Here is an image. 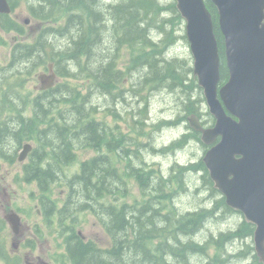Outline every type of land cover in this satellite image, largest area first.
Here are the masks:
<instances>
[{
	"label": "trees",
	"instance_id": "1",
	"mask_svg": "<svg viewBox=\"0 0 264 264\" xmlns=\"http://www.w3.org/2000/svg\"><path fill=\"white\" fill-rule=\"evenodd\" d=\"M8 1L13 13L20 3L26 2L32 18L46 23L32 43H17L11 64L30 63L31 72L38 67L46 68L50 62L57 67L60 77L76 78L87 83L84 94L69 88V85L58 84L49 91L39 92L31 101H26L18 91L25 73L22 78L7 75L0 82V93L5 83L9 88L3 99L4 105L0 106V116L4 109L11 113L0 122V159L13 162L25 143L36 141L38 147L30 153L23 173L25 181L36 182L41 193H48L51 185L59 181L63 168L76 160L77 150L91 148L97 152L93 158L83 161L79 172L69 180L71 198L62 209L57 210L55 204L48 205L46 197L42 201L46 217L57 213L61 223L71 218L75 222L76 214L91 212L99 218L109 238L108 244L101 246L93 240L83 241L73 231L67 241L68 256L73 264H231L234 260L264 264L256 254L252 240L255 226L247 221L234 231L197 241L209 221L220 216L228 218L241 214L227 206L225 198L215 189L202 160L196 164L172 167L173 173L167 175L169 178L166 175V178L153 175L154 171H147L136 163L140 158L137 138L123 137L121 134L115 136L95 117L96 106L91 104L92 97L100 93L104 96L111 94L125 101V97L130 95L128 97L139 99L137 111L128 117L133 120V131L140 135L144 122L139 121V116L146 115L147 105L140 101L141 90L137 88L152 84L162 87L169 81L172 83L168 86L176 94L181 91L179 94L183 95L185 101L182 103L184 115H178L176 120L167 121L166 124H186L188 115H200L199 107L206 101L193 68L185 60H168L164 55L168 45L176 40L174 30L169 31V26L176 19L182 25L185 24L176 2ZM205 1L214 21L221 59V85H224L229 79L225 39L219 28L216 7L209 0ZM0 31L24 34L25 28L11 15L0 14ZM54 37L66 38V41L69 38V45L65 48L56 46ZM105 38H110L116 45L111 55L100 59L104 54L98 51V47ZM183 39L186 40V37ZM1 44L3 39L0 35ZM123 47L140 49L134 58L135 64L128 69L130 74L132 71L138 73L130 76L129 89L117 88L124 84L129 75V72H123L118 66ZM29 103L33 108L32 117L24 115ZM140 106L145 107L141 109ZM110 112L116 118H121L115 111ZM188 129V141H200V135ZM132 147L134 149L131 150ZM179 147L182 144L174 143L161 151L170 154ZM102 149H106L107 153L102 154ZM125 159L128 162L123 172H120L115 161ZM194 172H203V187L209 192L206 200H210V203L207 207L181 212L173 201L178 197L179 190L186 192L185 178ZM127 176L135 177L143 195L152 197L141 206L106 205L103 200L110 196L114 199V194L120 191V185ZM173 185H177L178 189L172 191ZM196 193L201 194V189H197ZM78 196L80 199L75 201ZM2 226L0 220V228ZM238 242L242 246L233 250L236 252L234 254L229 251L225 258L221 255L211 257L209 254L211 245L224 250L228 246H236Z\"/></svg>",
	"mask_w": 264,
	"mask_h": 264
},
{
	"label": "rangeland",
	"instance_id": "2",
	"mask_svg": "<svg viewBox=\"0 0 264 264\" xmlns=\"http://www.w3.org/2000/svg\"><path fill=\"white\" fill-rule=\"evenodd\" d=\"M160 1L169 4L174 0ZM12 17L18 18L20 24H23L25 33H4L0 31V35L3 39V44L0 45V82H2L3 78L7 75H13V78H15L14 76L22 78V74L25 73V77L21 80L22 87H19L18 91L21 97L26 98V101L27 99L31 101L40 92L39 87L41 83L39 81V75L44 72L48 73V68L38 67L32 69L30 72V63H17L12 65L11 58L17 43H32L46 23L32 18L28 12V5L26 2L20 3L16 11L12 14ZM26 21H29V23L26 24ZM61 22H63V20H61ZM52 25L54 26L55 24L52 23ZM185 27L186 25H182L177 19L174 20L172 26H169V31L174 30L173 36L176 40L175 43H170L168 45L164 51V55L168 60H173L175 58L185 60L193 68V57L190 46L187 40L183 39L186 35ZM58 38L60 39L53 38V42L56 46L65 48L69 45V38H67V41L66 38ZM115 45L116 44H114L110 38H105L103 43L98 47V51L104 54H101L102 57H100V59H105L108 55H111L110 53L113 52ZM139 51L140 49L123 47L118 60L120 70L125 73L129 72L128 69L132 64H135L134 58ZM134 75H138V73L132 71L130 74L129 72V75L126 76L127 80L117 88L129 89L131 83L130 76ZM170 83L172 82L169 81L167 85L162 87L152 84L137 88L141 90L142 100L140 99V101H143L147 105L146 115L139 116V121L144 122V125L141 126L142 131L140 135H137L133 131V120L128 117L129 114L137 111L139 99L128 97L130 95H127L124 101L117 96H112L110 94V96L107 95L104 97V95L100 93L90 100L91 104L96 106V119L102 121L104 126L115 136L121 134L123 137L128 136L133 139L137 138V142L141 149L139 151L141 166L146 168L147 171H154L153 175L164 178L168 177L167 175L170 174L172 167L175 168L177 165L187 166L196 164L200 160L203 161L207 149L198 140L188 141V135H190V133L189 130H187V127H189L187 122L186 124L188 126L184 122L183 124L180 122H178L179 124H166L167 121L176 120L178 115H184L182 113V103L185 101L183 100V95L179 94L181 91H178L177 94L176 92L174 93L173 89L168 86ZM58 84L69 85V88L77 89L83 94L87 91V83L76 78H64L58 75L57 86ZM2 87L0 93V106L4 105L3 99L5 93L9 91L6 83L4 86L2 85ZM126 102L128 104H126ZM140 107L142 109L145 106ZM199 109V116L207 122L206 120L210 118V115L206 104H202ZM110 111H115L117 115H121V118H116ZM9 114L11 113L4 109L0 116V122L5 120ZM24 115L27 117L33 116L31 103L27 105ZM186 134H188L186 138L183 137ZM174 143H179V145L182 144V147H179L170 154H164V152L161 151L164 147L172 146ZM25 144L32 145L33 150L38 147L37 142L34 140ZM132 146L134 147V145ZM133 147L131 150L134 149ZM152 148L154 149V153L152 152ZM21 152L22 148L18 150L13 162L0 159V218L3 219L9 212H13L20 216L22 222L20 237H15L11 228L6 223L0 228V264H28L27 262L29 258H31V255H33V257L41 256L45 262L51 264H73L67 254V241L69 240L70 232L67 233L61 229L62 224L58 222L57 215L52 216L50 219L45 216L42 201L43 197H46L47 201L56 204L58 210L62 209L71 198V191L68 186L69 180L73 175L79 172L81 163L96 156L97 152L91 148L77 150L76 160L69 166L63 168L59 181L51 185L50 191L46 194L40 192L36 182L29 183L25 181L23 166L29 162V158L23 163L19 162L18 155H20ZM101 153L106 154V149H102ZM126 162H128V159L127 161L125 159L121 162L115 161V166L119 168L120 172H123ZM172 173L173 171L171 174ZM185 184L184 187L188 188L186 192H181L179 190L180 193L178 197L173 201L178 210L187 212L209 205L210 200H206L209 192L203 187V172L189 174L185 178ZM120 187L122 189L114 194V199L113 196H110L108 199L103 200L106 205L116 203L118 206L124 204L129 206H141L152 197L150 195H143L138 180L132 176L125 177L124 183L120 185ZM176 189H178L177 185H173L171 190L173 191ZM197 189H201L202 193L197 194ZM79 199L80 196L75 197V201ZM168 206L171 208L169 203ZM243 222L244 216L242 214L229 216L228 218L225 216L215 218L204 226L197 241H201L211 235L219 236L220 233L234 231ZM66 224L68 227L74 229L76 234L80 232L86 240H94L101 246L108 244L109 238L99 218H96L91 212L78 213L76 214L75 222H72L71 218ZM27 241H32L35 247L29 248ZM249 242L250 240L246 243ZM20 243H22V247L16 251ZM15 245H17V248ZM240 246H242V243L238 242V244L232 248L228 246L224 250H220L216 246L211 245L208 251L211 257L221 255L225 258L229 251H231L230 254H234L236 252L233 250L240 248ZM29 251H33V253L30 254L31 252ZM199 260H201L200 257ZM247 263H249L247 260H234L231 264Z\"/></svg>",
	"mask_w": 264,
	"mask_h": 264
},
{
	"label": "water",
	"instance_id": "3",
	"mask_svg": "<svg viewBox=\"0 0 264 264\" xmlns=\"http://www.w3.org/2000/svg\"><path fill=\"white\" fill-rule=\"evenodd\" d=\"M219 14L225 39L228 82L220 86V54L213 17L205 0H175L186 23V37L193 57V71L203 89L215 127L202 129V142L213 144L203 162L215 187L231 208L241 211L256 226L255 251L264 263V0H209ZM8 0H0V14L10 15ZM29 23V21H26ZM54 64L39 75L40 91L57 83ZM32 146L19 156L26 160ZM15 234L20 217L7 216Z\"/></svg>",
	"mask_w": 264,
	"mask_h": 264
},
{
	"label": "flooded vegetation",
	"instance_id": "4",
	"mask_svg": "<svg viewBox=\"0 0 264 264\" xmlns=\"http://www.w3.org/2000/svg\"><path fill=\"white\" fill-rule=\"evenodd\" d=\"M15 19H17L18 20V18H15ZM188 121H190V123H192V122H194V123H196V122H198V125L196 126V127H198L199 125L201 126V128L203 129V128H205V129H212L214 126H215V124H216V120H215V118L214 117H212V116H210V118L208 119V120H206L207 122H205L202 118H199V117H194V121L192 120V119H190V118H188ZM200 123V124H199ZM197 131V130H196ZM198 133H200L201 131H197ZM201 134V133H200ZM220 140V138H218V139H216V141L212 144V147L218 142ZM44 207V206H43ZM44 210V209H43ZM10 213V212H9ZM44 213H45V210H44ZM45 216H46V214H45ZM60 224H62V226H61V229L64 231V232H67V233H71V231H73V229L71 228H69L68 226H67V224L64 222V223H60ZM71 230V231H70ZM15 237H20V231L18 232V234H15ZM6 243V242H5ZM7 244V243H6ZM27 245H28V247L29 248H31V247H35V245L33 244V242L32 241H27ZM14 246V245H13ZM16 246V248H17V245H15ZM20 247H22V243H20V245H19V247L17 248V250L16 251H18L19 250V248ZM29 252H31L30 254H32L33 253V251H29ZM29 258V257H28ZM28 264H51V263H47V262H45L43 259H42V257L41 256H37V257H33V255H31V258H29V260H28V262H27Z\"/></svg>",
	"mask_w": 264,
	"mask_h": 264
},
{
	"label": "bare ground",
	"instance_id": "5",
	"mask_svg": "<svg viewBox=\"0 0 264 264\" xmlns=\"http://www.w3.org/2000/svg\"><path fill=\"white\" fill-rule=\"evenodd\" d=\"M176 32H177V31H176ZM154 38H155V37H154ZM156 38H158V37H156ZM181 38H182V37H181ZM58 43H59V42H58ZM170 47H171V46H170ZM166 53H167V52H166ZM135 83H136V82H135ZM109 96H110V95H109ZM104 97H105V96H104ZM122 99H123V98H122ZM183 110H184V108H183ZM183 110H182V111H183Z\"/></svg>",
	"mask_w": 264,
	"mask_h": 264
}]
</instances>
